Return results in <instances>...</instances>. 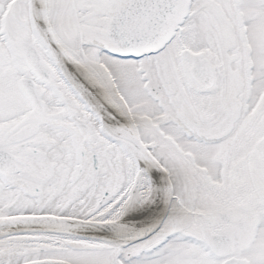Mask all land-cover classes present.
<instances>
[{"label": "snow or ice", "instance_id": "snow-or-ice-1", "mask_svg": "<svg viewBox=\"0 0 264 264\" xmlns=\"http://www.w3.org/2000/svg\"><path fill=\"white\" fill-rule=\"evenodd\" d=\"M0 264H264V0H0Z\"/></svg>", "mask_w": 264, "mask_h": 264}]
</instances>
